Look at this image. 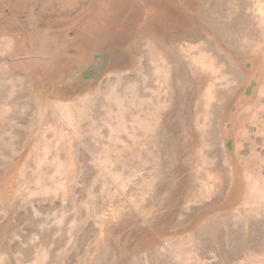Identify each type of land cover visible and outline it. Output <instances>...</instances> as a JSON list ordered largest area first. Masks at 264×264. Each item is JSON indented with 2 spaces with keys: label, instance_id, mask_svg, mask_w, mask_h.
<instances>
[{
  "label": "rangeland",
  "instance_id": "374dc122",
  "mask_svg": "<svg viewBox=\"0 0 264 264\" xmlns=\"http://www.w3.org/2000/svg\"><path fill=\"white\" fill-rule=\"evenodd\" d=\"M0 264H264V0H0Z\"/></svg>",
  "mask_w": 264,
  "mask_h": 264
}]
</instances>
